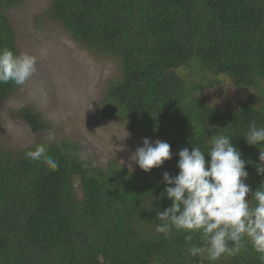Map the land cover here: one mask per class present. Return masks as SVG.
<instances>
[{
  "label": "trees",
  "instance_id": "1",
  "mask_svg": "<svg viewBox=\"0 0 264 264\" xmlns=\"http://www.w3.org/2000/svg\"><path fill=\"white\" fill-rule=\"evenodd\" d=\"M19 5L0 0V48L17 55L9 12ZM42 16L117 63L101 115L168 143L171 159L137 172L100 166L70 139L0 150V264H264L250 243L213 261L188 254L186 233L155 230L171 206L163 174L178 175L183 148L207 153L213 136H229L248 172L246 200L264 182V145L246 143L252 123L264 127V0H49ZM18 88L0 84V101ZM21 117L46 128L33 109ZM40 144L57 169L25 156ZM202 243L195 233L191 244Z\"/></svg>",
  "mask_w": 264,
  "mask_h": 264
},
{
  "label": "rangeland",
  "instance_id": "2",
  "mask_svg": "<svg viewBox=\"0 0 264 264\" xmlns=\"http://www.w3.org/2000/svg\"><path fill=\"white\" fill-rule=\"evenodd\" d=\"M48 5L49 0H20L9 12L20 54L37 57V71L0 101V150L19 151L49 141L51 135L52 141L76 142L100 166L115 162L143 172L130 158L145 138L153 144L156 140L104 118L98 107L106 82L117 76V63L81 49L59 25L46 20L42 15ZM25 108L43 119L44 130L29 128L21 117Z\"/></svg>",
  "mask_w": 264,
  "mask_h": 264
},
{
  "label": "clouds",
  "instance_id": "3",
  "mask_svg": "<svg viewBox=\"0 0 264 264\" xmlns=\"http://www.w3.org/2000/svg\"><path fill=\"white\" fill-rule=\"evenodd\" d=\"M42 53L46 50H41ZM37 57L28 53L15 54L8 48H0V84L9 82L23 86L36 73ZM49 141L54 138L50 135ZM246 143L264 145V127L255 123L249 126ZM178 169L175 177L167 172L163 182L167 185L162 196L171 201V206L157 212L156 232L166 238L173 232H184L185 242L190 244V256L205 253L210 260L222 255L238 253L250 243L253 250L264 262V182L251 195V188L245 183L248 172L241 152L234 147L229 136L216 134L210 147L202 151L200 147L183 148L179 151ZM210 157L206 163L205 156ZM34 162H42L55 170L57 162L48 155L44 144L25 153ZM140 169L149 172L159 168L171 159L170 145L148 138L137 148L130 158ZM258 174L264 175V151L260 150ZM200 234L201 245L191 244L193 235Z\"/></svg>",
  "mask_w": 264,
  "mask_h": 264
}]
</instances>
